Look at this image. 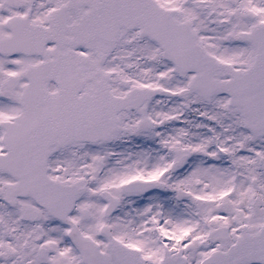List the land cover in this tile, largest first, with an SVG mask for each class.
<instances>
[{
    "label": "snow or ice",
    "instance_id": "6c2138e0",
    "mask_svg": "<svg viewBox=\"0 0 264 264\" xmlns=\"http://www.w3.org/2000/svg\"><path fill=\"white\" fill-rule=\"evenodd\" d=\"M0 264H264V0H0Z\"/></svg>",
    "mask_w": 264,
    "mask_h": 264
}]
</instances>
